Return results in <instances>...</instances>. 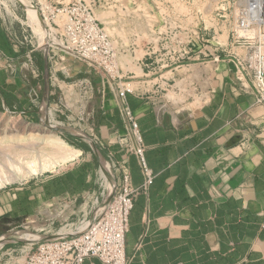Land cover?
Returning a JSON list of instances; mask_svg holds the SVG:
<instances>
[{
	"label": "crops",
	"instance_id": "crops-1",
	"mask_svg": "<svg viewBox=\"0 0 264 264\" xmlns=\"http://www.w3.org/2000/svg\"><path fill=\"white\" fill-rule=\"evenodd\" d=\"M16 32L23 36L19 26ZM201 34L208 43L195 49L199 58L163 76L173 98L157 89L163 81L145 68L132 83L136 92L127 95L155 175L129 215L127 264H264V107L256 103L251 80L241 78L211 41L213 34ZM28 49L15 44L0 20V112L31 123L47 118L55 103L65 115L83 112L98 154L129 174L132 187H142L138 160L124 147L131 128L115 91L91 75L87 98L79 90L62 93L50 85L44 55L29 56ZM90 148L92 158L83 147L72 166L0 189V236L20 227L55 231L87 214L101 169ZM83 264L104 263L90 257Z\"/></svg>",
	"mask_w": 264,
	"mask_h": 264
},
{
	"label": "built area",
	"instance_id": "built-area-1",
	"mask_svg": "<svg viewBox=\"0 0 264 264\" xmlns=\"http://www.w3.org/2000/svg\"><path fill=\"white\" fill-rule=\"evenodd\" d=\"M26 1L37 12L38 24L29 23V12L20 0H0L4 30L17 46L29 48V56L37 51L44 55L50 85L60 92L79 90L80 97L85 99L92 92L91 75L107 82L115 91L123 118L131 128L124 147L136 156L144 184L132 187L129 174L108 164L110 176L102 169L97 173L98 194L92 198L90 211L78 222L61 228L69 233L59 235L60 229L54 233L57 239L40 238L30 245L24 261L20 257L12 263L83 264L88 258L96 257L104 264H127L125 237L129 215L136 197L148 189L155 177L144 157L145 146L136 117L126 101L128 94L136 92L132 83L139 80L138 75L145 68L147 76L163 81V85L155 84L157 89L171 97L172 86L163 76L187 70L192 61L199 58L195 49L208 43L201 34L207 31L213 34L211 41L227 53L236 73L251 80L256 103L264 107V4L255 6L241 0L223 4L217 10L223 15L217 13L211 20L219 26L220 18L229 14L230 21L224 26V32L223 28L217 31L213 24L208 27L202 19V11L192 0H155L153 5L148 0H138L132 3L136 10L131 13L138 12V27L147 31V37L144 38L140 31L141 36L137 33L131 39L125 29L130 26L126 21L132 18L123 0ZM100 9L113 16H107L102 22L96 14ZM18 26L23 36L16 32ZM140 45L143 55L138 57L136 49ZM236 48L242 54L232 52ZM127 57L132 60H126ZM48 114L50 117L62 114L64 120L58 121L60 124L72 127L83 137L91 136L95 142L93 130L83 126V112L78 116L65 115L63 105L55 103ZM87 215H90V222L83 226Z\"/></svg>",
	"mask_w": 264,
	"mask_h": 264
},
{
	"label": "rangeland",
	"instance_id": "rangeland-1",
	"mask_svg": "<svg viewBox=\"0 0 264 264\" xmlns=\"http://www.w3.org/2000/svg\"><path fill=\"white\" fill-rule=\"evenodd\" d=\"M24 5H26V0H20ZM138 0H123V4L128 6L129 8V17L132 19H128L126 22L130 25L129 28L125 29L126 34L132 37L138 33V36H141L139 33L143 34V37H147V31L142 30V28L138 27V24L140 23L139 14L138 12L131 13V11H135L136 7L132 5L133 2H137ZM153 1L155 0H148V3L150 5H153ZM193 3L196 5V7L202 11V19L207 23L208 27L211 26V24L216 27L217 31L220 28H223L225 32L224 26H226V23L229 24L230 18L229 14L226 17L220 18L219 26H215V23L212 22L211 19H213L217 13H220L223 15V12H218L217 10L223 6V4L226 3H232L235 1L236 3L239 2V0H192ZM242 3L248 4L249 0H241ZM251 1V0H250ZM26 2V3H24ZM139 5V4H138ZM238 5V4H237ZM233 9V8H232ZM96 14L99 17V19L104 22L105 18L107 16H113V14L106 15L104 11L96 10ZM227 20V22H225ZM204 22L202 21V24ZM226 34V33H225ZM143 39V38H142ZM136 53L138 57H141L143 55V46L140 45L139 48L136 49ZM126 60H132L130 57H127ZM132 68L135 66L131 63ZM136 72L140 71L135 69ZM139 74L138 76H140ZM138 80V79H137ZM134 80V81H137ZM173 98V95L170 94ZM54 116V115H53ZM57 121L61 122L64 120V117L62 116H54ZM5 118V119H2ZM16 118V119H15ZM47 118H50L49 116ZM46 118H43L42 121H44ZM14 120V121H13ZM11 121V122H10ZM16 121V122H15ZM22 121L25 127V132H30L32 129L36 130L35 132H39V138L35 140L28 139V137H25L26 139H23L22 142H18L16 140L17 134L13 131L17 125ZM40 121L39 123H31L28 124V120L25 118L20 117L19 115H15L12 113L7 112H0V138L1 139H7V138H13L12 141L6 140L4 143L0 144V183H2V186L0 189H4L6 187H18L30 180H33L35 178H39L42 176L49 175L51 173H55L61 169H66L72 164L75 163L77 157H74V159L62 162L61 161V151L62 149H59L58 147L51 146L47 144L46 138L48 136H51V134H54L56 137L62 139L69 148L75 149L78 151H81L83 147H87V154L89 155V158H92V151L91 147L96 148L94 145V142L90 138L91 136H85L82 137L79 136V132L75 131L72 127H61V126H54V125H45L43 122ZM13 122V123H12ZM50 122L52 120L50 119ZM53 123V122H52ZM28 124V125H27ZM11 125V126H10ZM4 126V127H3ZM6 126V127H5ZM11 127V128H9ZM52 127V128H51ZM30 130H28V129ZM67 129L69 130L70 134L60 135L56 132H54L53 129ZM6 131V132H5ZM50 133V134H49ZM78 135V136H77ZM45 139V140H44ZM31 141V142H30ZM33 141V142H32ZM45 141V142H44ZM11 142V143H10ZM43 144V145H42ZM90 145V146H89ZM38 153V154H37ZM40 154V156H39ZM46 154V155H45ZM37 155V156H36ZM39 157V158H38ZM87 157V155H83L82 158ZM98 160H100V167L102 169V166L105 165L104 163L107 162V160L101 156L100 154L97 155ZM81 158V159H82ZM103 158V159H102ZM45 160V161H44ZM59 161L58 164L55 165L53 168H47L42 171H40L37 174L30 175L28 177H19V174L17 172H27L30 170L31 166L39 168L41 165L48 164L49 166L52 164V162ZM50 162V163H49ZM30 165V167L28 166ZM102 165V166H101ZM29 167V168H27ZM42 167V166H41ZM13 178H16V180H11ZM9 180V181H8ZM2 181V182H1ZM4 181V182H3ZM11 181V182H10ZM82 219V218H81ZM80 219V220H81ZM65 225H62L58 227L55 231H48V230H35L32 228H24L20 227L17 229H14L12 231H9L8 233L0 236V242L1 243H9L6 247L0 250V259L13 262L15 258H20L22 256H25L28 252V249L31 247L30 244L34 241H31L27 238V235H37L38 237L42 238L46 233H52V235L59 231L62 227ZM66 229H62L61 232H65ZM38 241V240H37ZM11 245V246H10ZM24 252V254H23ZM12 258V259H11Z\"/></svg>",
	"mask_w": 264,
	"mask_h": 264
},
{
	"label": "bare ground",
	"instance_id": "bare-ground-1",
	"mask_svg": "<svg viewBox=\"0 0 264 264\" xmlns=\"http://www.w3.org/2000/svg\"><path fill=\"white\" fill-rule=\"evenodd\" d=\"M26 3V2H24ZM248 4H254L255 6H259L260 4H264V0H249ZM24 5V4H23ZM26 7V9L28 10L29 12V23L30 24H38V21L36 20V14L37 12L33 9V8H30L29 4L26 3V5H24ZM40 28H43V26L41 27V24L39 26ZM38 30V29H37ZM50 117V115H49ZM2 119H5V118H2ZM16 119V118H15ZM50 119L52 120V122H50ZM14 121V120H13ZM11 122V121H10ZM16 122V121H15ZM44 124L45 125H54V126H61V127H64L62 124H60L57 120H55L53 118V116H51L50 118H46L44 121ZM1 123V122H0ZM13 123V122H12ZM24 124L22 123V121H20L19 123H17L15 129L13 130L18 136L16 138V140L18 142H22L23 139H26L25 137H28V139H31V140H35V139H38L39 138V132H35L36 130H31L29 133L28 132H25L24 129L25 127L23 126ZM28 125V124H27ZM11 126V125H10ZM4 127V126H3ZM6 127V126H5ZM11 128V127H9ZM52 128V127H51ZM28 129V128H27ZM31 129V128H30ZM28 129V130H30ZM6 132V131H5ZM50 134V133H49ZM13 138H7V139H1L0 138V144L1 143H4L6 140H9V141H12ZM45 140V139H44ZM31 142V141H30ZM33 142V141H32ZM45 142V141H44ZM46 142L47 144L51 145V146H55V147H58L59 149H62L61 151V161L62 162H66V161H69V160H72L74 159V157H77L80 155V151L78 150H75V149H71L67 146V144L60 138L56 137L54 134H51V136H48L46 138ZM11 143V142H10ZM23 143V142H22ZM43 145V144H42ZM38 154V153H37ZM46 155V154H45ZM37 156V155H36ZM40 156V154H39ZM39 158V157H38ZM45 161V160H44ZM59 161H56V162H52V164L49 166L48 164H45L44 165H41L39 168H36V167H33L31 166L30 170L29 171H25V172H17L19 174V177H28L30 175H34V174H37L39 173L40 171L44 170V169H47V168H53L55 167L56 164H58ZM50 163V162H49ZM105 165L102 166V172L104 174H106L107 176H110V170H109V165L107 162L104 163ZM30 167V165H28ZM27 167V168H29ZM12 181L13 180H16V178H13L11 179ZM9 181V180H8ZM2 182V181H1ZM4 182V181H3ZM11 182V181H10ZM2 186V183H0V187ZM98 212V211H97ZM90 215H87L85 217V221L83 222V226L85 224H88L90 222ZM62 231V229H61ZM60 231V234L59 235H67L69 232L66 230L65 232H61ZM27 238L31 241H34L32 242L30 245L34 244L35 242H37V240L39 241L40 240V237H38L37 235H27Z\"/></svg>",
	"mask_w": 264,
	"mask_h": 264
},
{
	"label": "water",
	"instance_id": "water-1",
	"mask_svg": "<svg viewBox=\"0 0 264 264\" xmlns=\"http://www.w3.org/2000/svg\"><path fill=\"white\" fill-rule=\"evenodd\" d=\"M54 130V132H56V133H58V134H60V135H65V134H70L69 133V130H67V129H53ZM78 136V135H77ZM79 136H80V134H79ZM82 136V135H81ZM83 137V136H82ZM94 152L96 153V155H98V150H97V148H94ZM44 239H57V237H55V236H51V237H46V238H44ZM9 243H1L0 242V248H3V247H6L7 245H8ZM9 246V245H8ZM11 246V245H10Z\"/></svg>",
	"mask_w": 264,
	"mask_h": 264
},
{
	"label": "trees",
	"instance_id": "trees-1",
	"mask_svg": "<svg viewBox=\"0 0 264 264\" xmlns=\"http://www.w3.org/2000/svg\"><path fill=\"white\" fill-rule=\"evenodd\" d=\"M83 149V148H82Z\"/></svg>",
	"mask_w": 264,
	"mask_h": 264
}]
</instances>
